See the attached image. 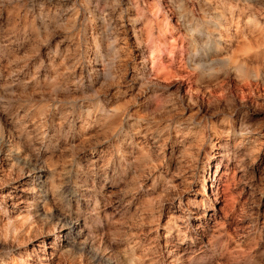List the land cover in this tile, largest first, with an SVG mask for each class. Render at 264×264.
I'll return each mask as SVG.
<instances>
[{
  "label": "bare ground",
  "instance_id": "1",
  "mask_svg": "<svg viewBox=\"0 0 264 264\" xmlns=\"http://www.w3.org/2000/svg\"><path fill=\"white\" fill-rule=\"evenodd\" d=\"M165 2L169 34L158 35L146 0H0V264H62L74 250L78 264H104L112 198L149 180L161 198L147 193L141 206L155 226L177 211L156 230L172 247L159 263L203 260L211 225L226 233L213 173L223 160L257 216L242 237L264 240V0ZM170 37L183 66L164 70ZM71 150L76 167L84 159L115 182L109 193L87 179L84 191L58 183L55 159ZM175 171L193 199L177 192ZM241 243L232 264H264V250L245 254Z\"/></svg>",
  "mask_w": 264,
  "mask_h": 264
},
{
  "label": "rangeland",
  "instance_id": "2",
  "mask_svg": "<svg viewBox=\"0 0 264 264\" xmlns=\"http://www.w3.org/2000/svg\"><path fill=\"white\" fill-rule=\"evenodd\" d=\"M146 2H147L148 11L150 10V12H152L154 17L157 20H159L158 29H157L158 35L161 33L169 34L165 24L166 23L165 15L167 14L168 17H172V12L170 11L168 4L165 2V0H160L159 2H157V0H146ZM169 40L171 44L168 51L169 53L166 60L161 64L163 66L161 67L164 70L172 68L173 65H178L179 67L183 66V63H181L180 59L176 61L177 58L174 51L177 49V45L174 42L175 38L170 37ZM159 52L160 51L157 50L155 53L157 55L162 54L161 52L160 53ZM149 67H151V65H149ZM170 96L171 95L168 94L167 97L170 98ZM167 97L165 98L166 100L171 99V98L168 99ZM156 149L157 147L155 145L154 150L156 151ZM100 150L101 148H99V151ZM130 150L131 148L128 149V151ZM74 152L76 153L75 150L65 151L62 154H58L59 156L56 157L55 167L57 168L58 183L68 186L71 192H74V190H78L75 189L74 186L76 184H79V187L81 186V188H79V191H84L85 190L84 180L87 179L89 187L92 186L91 184L98 185V183L101 182L102 190L98 188L97 191L98 193L100 191L101 193H109L112 188L111 185L115 182L106 178L103 175V171H102L103 169L100 170V173H98L97 176L94 175L93 173L88 172L86 169H84L85 165H87L86 160L84 159H82L81 161L84 167L83 166L80 168L78 166L76 167L74 163V158L77 153L75 154ZM161 168L163 169V171L166 170L165 165H163L162 167L160 166V169ZM216 168L214 166L213 173L218 177L217 186L218 189L221 190L220 191L221 200L216 208L219 209L221 207L223 208L222 213L218 212L220 213L218 214V217L223 219V222L225 223V230L228 236L226 233H223L222 235L224 238H222L221 236L219 237V234L216 232V230L214 229V225L212 224L211 233L213 234V237L216 236L214 237L215 239H213L212 242H209L212 246H210V244L208 243V246L206 248V255H205L206 257L204 256L202 258L204 262L203 260H198V262H194L192 264H197V263L198 264L199 263L200 264H217V263L232 264L234 261L232 256L236 255V246H237L236 244H239L241 242H242L241 250L245 254L248 253L254 254L258 250L260 251L264 250V240L261 241V244H259V247H257L255 245H250V243H246L247 241L244 240V238L242 237L243 234H246L250 231L249 229L252 227L257 216H255L251 212V208L253 207V204L250 199V196L247 194L248 187L246 186V183H244L246 181L243 180L242 175H240L241 172H239L238 169H236L234 164L228 163L227 160H223L221 166L217 169ZM185 170L186 171L188 170L187 167ZM109 171H110V175L114 173L112 168H110ZM116 173L117 172H115V174ZM181 178L182 176H180L176 171L172 175V181L173 182L176 181L174 182V185L178 186L177 192L184 194L185 196L188 195L186 196V199L189 197L193 199L192 194L189 193L188 190H186L187 189L186 187H184L185 185H182L183 178L182 179ZM119 181L117 183H119L120 187H122L125 183H123V180H119ZM132 181H134V177H132L131 174L128 177V183ZM144 184L145 186H143L144 187L143 191L136 193L134 197L126 196V197H122L123 199H120L118 198V196H114L112 198L111 201L112 204L108 207V211L110 215L113 214L111 215L112 216L111 219L114 220H112L113 222L111 227L113 229L112 231L114 232V234L110 238V243L104 245V262H105L104 264H158L159 261H163L161 260L163 255L166 256V254H168L166 252H168L169 249L171 250L172 247H168L167 249L164 247L165 245L164 239L157 238L158 236H156V230L158 227L155 226L157 224L155 223L154 218H152V213H151L152 211L141 206L142 202L147 199L145 195L147 193L152 194L151 198H153V204H155L156 201H159L161 197H159L158 194H160L159 190H161V185L157 186L155 190L152 192V190H150L152 188L151 187L152 182L149 180ZM198 187H200L199 182H197V188ZM175 206H177V204ZM188 207L190 212L194 213L195 209L191 205ZM223 213H226L227 218L224 219ZM169 215L176 216L177 211L173 210V208H170L168 209V211H165V214L162 217L163 219L161 222V226L158 228V230L162 231L166 227L165 224L169 219L168 218ZM181 222L182 221H180L179 223ZM113 224L116 226H114ZM195 224L197 223L194 222L193 225ZM182 228L186 232L187 229L184 225ZM107 229L108 227L106 226L105 230ZM104 232H105L104 234L107 233L106 231ZM232 239L235 240L233 241ZM224 240L225 242H227V245L222 244L224 243ZM188 241L190 242L189 237H188ZM199 244L201 245L199 241L195 244L196 254L200 253ZM80 257H81L80 251L78 250L71 251L69 255L68 254L64 255L62 264L64 263L76 264L77 262L80 261L79 259ZM209 261L210 263H208ZM167 262H169L168 259Z\"/></svg>",
  "mask_w": 264,
  "mask_h": 264
}]
</instances>
